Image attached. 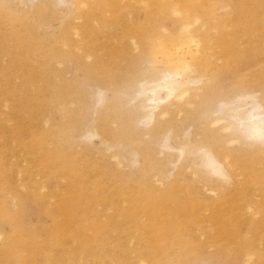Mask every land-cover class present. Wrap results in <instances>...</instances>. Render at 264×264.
I'll use <instances>...</instances> for the list:
<instances>
[{
  "label": "rangeland",
  "instance_id": "374dc122",
  "mask_svg": "<svg viewBox=\"0 0 264 264\" xmlns=\"http://www.w3.org/2000/svg\"><path fill=\"white\" fill-rule=\"evenodd\" d=\"M84 1L0 0V264H264V151L212 125L240 94L264 108V0ZM171 55L191 105L143 131L136 90ZM206 149L230 174L215 195Z\"/></svg>",
  "mask_w": 264,
  "mask_h": 264
},
{
  "label": "bare ground",
  "instance_id": "6f19581e",
  "mask_svg": "<svg viewBox=\"0 0 264 264\" xmlns=\"http://www.w3.org/2000/svg\"><path fill=\"white\" fill-rule=\"evenodd\" d=\"M42 1L43 0H37V4L41 3ZM53 2H55V4L57 6H60L61 8L66 7L67 4H69V3L71 5H73L74 8H79L84 4L85 1L84 0H53ZM175 13H176V15L178 14V12H176V11H175ZM192 23H194V21ZM179 29H181L182 30L181 33H183L182 34V40L180 42V46H182V47L184 46L186 48L185 52L186 51L188 52L190 46L192 45V46H194V52L195 51L197 52L199 49V46H200V40L197 39L196 36L192 34L191 22H186V23L182 24V27ZM131 40H133V39H131ZM131 40H130V42H131ZM133 44L136 45V42L134 40H133ZM134 47H136V46H134ZM157 48H159V47H157ZM180 49H181V47H180ZM192 51H193V49H192ZM192 51L189 50V53ZM165 52H166V50H165ZM196 52H195V54H196ZM174 53H176V51H174ZM160 54H161V52H160ZM185 54H187V53H185ZM173 55H171V56L173 57ZM158 56H161V55H158ZM195 58H196V56H195ZM172 61L174 62V64L177 65L174 70L163 71L161 73V76L159 78H157V80L153 79L151 81H142L139 83L140 86L138 85L139 87L136 90L137 101L135 102V108L137 110V113L139 114L138 115L140 117L139 119H144L145 122H150V123H148L149 124L148 126L146 125L144 127H141L143 129V131L152 132V131L158 129L161 126V124H163L168 119V117H169V106H171V105L167 106V104H169V103L170 104L180 103L177 105L178 106L177 110L179 109V111H180L179 105H183V104L187 105V103L189 102V95H190L189 94V88L187 86L184 87V85H187L188 82H187V84L186 83L183 84L181 82L177 83L178 81L176 80L177 76H181V74L179 72L177 73V70L183 72L185 69H187L189 67L188 62L185 61L184 59H181V58L176 57V56L173 57L171 62ZM170 64H173V63H170ZM192 82L193 81L191 80L190 83H192ZM102 92H103L102 90H99V92H98L99 97L101 96ZM161 93H164V95H161ZM238 96H239L238 99H240V101L234 103V105L229 107L228 109H225V107L227 108V106L223 105V104H225L224 102H222V101L218 102L219 105L216 106L217 115L215 114L216 117L213 119L212 125H213V127L216 128V130H217L216 132L222 131L225 134V136L226 135L227 136L229 135V137L232 136L230 138V139H232L230 144H234L236 142L238 143V139L242 138L246 142L245 144H248L250 146L255 147L256 150L262 149L264 151V108L261 107L262 104L260 105L259 102L254 101L255 100L254 97L252 98L253 99L252 101L248 100V98H250V96H252L251 94H247V95H244V94L241 95L240 94ZM235 99L237 100V97H235ZM235 99H234V101H235ZM189 104L190 103H188V105ZM261 108H262V110H261ZM145 122H144V125H145ZM107 123H108V120L106 119V117L101 116L100 120H99V124H100L101 128L105 130V132L107 131V129H106ZM90 127L91 128H89L88 131H86L84 133V135L82 136L83 137L82 141H81L82 144L84 146L90 145V143H89V142H91L90 140L95 138V137H99L101 144H104L105 138L100 136V134L97 132V130L95 129V127L93 125H91ZM214 132H215V130H214ZM189 141H191V138H189ZM184 145H185V142H184ZM105 150H106V148H105ZM182 151H181V153H176L175 157L179 158L180 156H182L184 153V151L183 152ZM213 153H215V152H213ZM213 153L209 149L205 150L204 155L201 157L203 164H202V167H200L201 170L199 173H203L202 177L204 178L205 181L213 183V185L215 187L209 188L207 190H208L209 194L215 195V194H217L218 188H220V186H222L223 183H225L227 180L230 179V174L228 173L227 168L222 163L223 161H220L221 159L219 158L220 159L219 160L216 157L217 155H214ZM243 154L244 155L242 157L247 156L246 152ZM167 155L174 156V153H170ZM110 156L112 158H114V160H116L115 162H117V164L120 165L121 161L118 159V156L115 152L112 153ZM225 156H224L225 157L224 160L227 161V159H229V157H231V154L226 153ZM131 157H133V156H131ZM165 157L168 158V156L164 155V158ZM177 158H175V159L177 160ZM133 160H135V158ZM166 160H168V159H166ZM192 161H193V159H192ZM197 161H198V159H197ZM197 161H196V163H197ZM200 161H201V159H200ZM133 163H134V161H133ZM197 170L195 169L194 171H197ZM176 182H177V179L173 178L168 183V185H166L167 186L166 190L167 191H174L176 184H177ZM249 258L250 257L247 256L246 259L249 260Z\"/></svg>",
  "mask_w": 264,
  "mask_h": 264
}]
</instances>
